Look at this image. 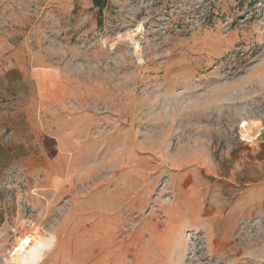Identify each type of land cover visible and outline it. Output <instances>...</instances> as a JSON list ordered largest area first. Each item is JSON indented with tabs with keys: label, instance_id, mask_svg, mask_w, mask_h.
<instances>
[{
	"label": "rangeland",
	"instance_id": "1",
	"mask_svg": "<svg viewBox=\"0 0 264 264\" xmlns=\"http://www.w3.org/2000/svg\"><path fill=\"white\" fill-rule=\"evenodd\" d=\"M102 1L0 0V264H264V0Z\"/></svg>",
	"mask_w": 264,
	"mask_h": 264
},
{
	"label": "bare ground",
	"instance_id": "2",
	"mask_svg": "<svg viewBox=\"0 0 264 264\" xmlns=\"http://www.w3.org/2000/svg\"><path fill=\"white\" fill-rule=\"evenodd\" d=\"M39 230V229H38ZM53 235H44L40 231L23 235L16 247V256L20 264H38L39 259L47 249L52 247Z\"/></svg>",
	"mask_w": 264,
	"mask_h": 264
},
{
	"label": "trees",
	"instance_id": "3",
	"mask_svg": "<svg viewBox=\"0 0 264 264\" xmlns=\"http://www.w3.org/2000/svg\"><path fill=\"white\" fill-rule=\"evenodd\" d=\"M93 2L95 4V6H98L99 10L101 11L103 8V3H105V2H103L102 0H93Z\"/></svg>",
	"mask_w": 264,
	"mask_h": 264
}]
</instances>
